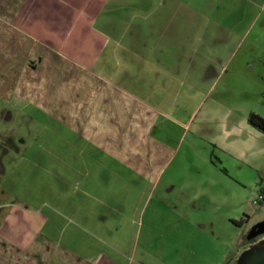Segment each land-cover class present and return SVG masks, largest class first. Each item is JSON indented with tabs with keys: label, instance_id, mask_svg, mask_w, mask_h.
<instances>
[{
	"label": "crops",
	"instance_id": "obj_1",
	"mask_svg": "<svg viewBox=\"0 0 264 264\" xmlns=\"http://www.w3.org/2000/svg\"><path fill=\"white\" fill-rule=\"evenodd\" d=\"M263 3L0 0V111L32 136L8 184L25 205L0 200V264H140L145 223L256 185Z\"/></svg>",
	"mask_w": 264,
	"mask_h": 264
},
{
	"label": "rangeland",
	"instance_id": "obj_2",
	"mask_svg": "<svg viewBox=\"0 0 264 264\" xmlns=\"http://www.w3.org/2000/svg\"><path fill=\"white\" fill-rule=\"evenodd\" d=\"M259 27L263 30L260 39L264 47V3L252 31ZM252 37L253 32L249 38ZM257 65L264 73V60ZM12 114L13 119H7L2 117L0 111V200L24 204L26 200L21 195H15L23 188L17 186L18 189L14 190L8 184L14 181L13 169L25 147L21 149L22 143L25 142L28 146L32 136L28 130L29 120L18 112ZM252 178L256 185L240 188L236 194L231 191L230 201L219 205L211 204L206 198L194 201V209L181 211L182 215L189 218L183 223L173 222L174 225L168 226L165 221H161L152 223L149 227L145 223L138 242L139 248L135 253L139 263L237 264L245 253L249 232L264 218V200L255 202L258 192L261 189L264 191V169L262 175L255 173ZM24 185L29 186L27 182ZM171 203L173 202L169 205ZM173 208L174 203L171 206ZM173 212L180 211L165 209L163 217H169Z\"/></svg>",
	"mask_w": 264,
	"mask_h": 264
},
{
	"label": "water",
	"instance_id": "obj_3",
	"mask_svg": "<svg viewBox=\"0 0 264 264\" xmlns=\"http://www.w3.org/2000/svg\"><path fill=\"white\" fill-rule=\"evenodd\" d=\"M251 231L248 234V239L262 234L264 232V219L259 221ZM237 264H264V239L246 250Z\"/></svg>",
	"mask_w": 264,
	"mask_h": 264
},
{
	"label": "trees",
	"instance_id": "obj_4",
	"mask_svg": "<svg viewBox=\"0 0 264 264\" xmlns=\"http://www.w3.org/2000/svg\"><path fill=\"white\" fill-rule=\"evenodd\" d=\"M248 122L250 124H252L254 127L258 128L259 130L264 132V117L260 116L257 113L251 112L248 115ZM224 170V169H223ZM263 195H264V191L261 189L260 190Z\"/></svg>",
	"mask_w": 264,
	"mask_h": 264
},
{
	"label": "flooded vegetation",
	"instance_id": "obj_5",
	"mask_svg": "<svg viewBox=\"0 0 264 264\" xmlns=\"http://www.w3.org/2000/svg\"><path fill=\"white\" fill-rule=\"evenodd\" d=\"M264 219V218H263ZM246 235V234H245ZM264 239V232L260 235H257L251 239L248 240V245L246 246V250L250 249L251 247H253L255 244H257L259 241Z\"/></svg>",
	"mask_w": 264,
	"mask_h": 264
},
{
	"label": "built area",
	"instance_id": "obj_6",
	"mask_svg": "<svg viewBox=\"0 0 264 264\" xmlns=\"http://www.w3.org/2000/svg\"><path fill=\"white\" fill-rule=\"evenodd\" d=\"M263 199H264V195H263V193H262L261 191H259L258 194H257V197H256V199H255V202H256V203H259V202L262 201Z\"/></svg>",
	"mask_w": 264,
	"mask_h": 264
}]
</instances>
